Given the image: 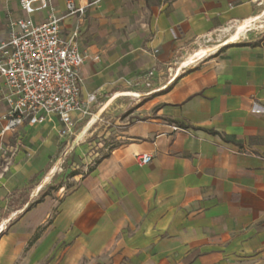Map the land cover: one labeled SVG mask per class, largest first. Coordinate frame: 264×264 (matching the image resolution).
Listing matches in <instances>:
<instances>
[{"label":"crops","instance_id":"obj_1","mask_svg":"<svg viewBox=\"0 0 264 264\" xmlns=\"http://www.w3.org/2000/svg\"><path fill=\"white\" fill-rule=\"evenodd\" d=\"M65 1L50 5L64 14ZM73 1L86 13L62 20L61 34L77 30L79 51L98 57L83 66V94L110 102L136 93L139 119L71 190L25 211L27 197L11 211L0 264H82L107 254L111 264H264V0ZM25 17L17 0H0V43L8 20ZM140 80L147 89L133 87ZM5 93L0 80V129ZM59 129L56 118L24 125L0 147L23 135L50 142ZM142 155L151 161L139 164Z\"/></svg>","mask_w":264,"mask_h":264},{"label":"built area","instance_id":"obj_2","mask_svg":"<svg viewBox=\"0 0 264 264\" xmlns=\"http://www.w3.org/2000/svg\"><path fill=\"white\" fill-rule=\"evenodd\" d=\"M17 1L26 17L9 19V36L0 43V80L7 105L0 139L24 125H39L53 118L60 124L59 136L68 138L91 116V108L97 103L96 94L82 92L80 68L98 57L90 58L79 51L77 30L63 37L60 26L66 17H82L87 6L66 0L65 13L59 14L50 0ZM42 10L47 12L43 22L28 18ZM137 160L145 165L151 157L137 156Z\"/></svg>","mask_w":264,"mask_h":264},{"label":"rangeland","instance_id":"obj_3","mask_svg":"<svg viewBox=\"0 0 264 264\" xmlns=\"http://www.w3.org/2000/svg\"><path fill=\"white\" fill-rule=\"evenodd\" d=\"M261 25L257 23V28L262 29ZM83 66L80 68L82 86ZM133 87L139 90L148 88L143 80L137 81ZM119 94L123 96L110 102L111 96L101 97L91 108V116L77 125L68 138L55 132L50 142L31 141L24 135L21 139H4L0 147V224L4 217L12 218L11 211L20 207L27 197L33 196L34 201L43 194H65L71 190L73 177L83 176L109 149L121 143L124 124L139 119L135 109L142 100L136 93ZM36 215L33 218H37ZM16 218L14 216L6 223L10 224L6 233L14 227ZM42 227L30 235L28 247L41 238ZM111 261L113 258L107 254L103 259L85 260L82 264H111Z\"/></svg>","mask_w":264,"mask_h":264},{"label":"trees","instance_id":"obj_4","mask_svg":"<svg viewBox=\"0 0 264 264\" xmlns=\"http://www.w3.org/2000/svg\"><path fill=\"white\" fill-rule=\"evenodd\" d=\"M113 149H114V148L109 149V152H108L106 155L102 156L101 159L107 157V155H108V154L110 153V151H112ZM96 163H97V162H96ZM94 165H95V164H94ZM91 169H92V168H90L88 171H91ZM41 191H42V189H40L39 193H40ZM48 195H49V194H43L40 198H38V199L32 201L31 203H29V204L27 205L25 211H28L29 209H31V208L34 207L35 205L41 203V202L43 201V198H44L45 196H48ZM24 201H25V200H24ZM24 201H23V202H24ZM23 202H22V203H23ZM40 229H44V227H42V228H40Z\"/></svg>","mask_w":264,"mask_h":264},{"label":"bare ground","instance_id":"obj_5","mask_svg":"<svg viewBox=\"0 0 264 264\" xmlns=\"http://www.w3.org/2000/svg\"><path fill=\"white\" fill-rule=\"evenodd\" d=\"M258 18H259V17H258ZM248 21H249V20H248ZM252 21H253V19L250 20L249 23L252 22ZM249 26H250V25H249ZM239 28H240V27H239ZM242 30H243V29H242ZM236 39H237L236 36H231V37L227 40V42H228V41H229V42H234ZM8 221H9V220H6V221H4L2 224H0V232H2L4 226L6 225V223H7Z\"/></svg>","mask_w":264,"mask_h":264}]
</instances>
